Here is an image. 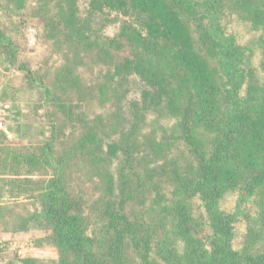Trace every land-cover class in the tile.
I'll return each mask as SVG.
<instances>
[{
	"label": "trees",
	"instance_id": "trees-1",
	"mask_svg": "<svg viewBox=\"0 0 264 264\" xmlns=\"http://www.w3.org/2000/svg\"><path fill=\"white\" fill-rule=\"evenodd\" d=\"M40 1L36 16L44 22L45 38L72 56L50 89L18 62L20 47L0 27L3 69L25 72L30 84L43 89L41 101L58 109L50 116L49 140L30 148L0 147V183L12 199L35 208L10 222L0 203L4 232L49 230L45 241L59 260L47 264H158L154 257L164 264H264V88L249 83L242 96L249 80L236 39L222 23L225 0H91L86 18L79 15L78 0ZM7 2L14 13L27 5ZM2 3L0 15L7 9ZM233 3L264 29V0ZM106 12L126 19L114 37L95 33L96 15ZM80 66H102L104 80L85 88ZM130 78L144 87L141 104L127 102ZM76 100L109 105L105 123L103 116L89 120L77 113ZM150 113L178 119L175 139L194 160L189 170L168 160L160 165L158 146L140 139ZM69 127L72 135L66 134ZM199 130L210 135L209 145ZM83 177L98 180L99 198L88 200L77 183ZM235 194L236 210H223ZM258 197L257 215H245V246L236 249L234 225L245 212L242 206ZM194 199L202 202L200 219L190 208ZM206 223L212 250L199 238ZM21 263L43 264L32 258Z\"/></svg>",
	"mask_w": 264,
	"mask_h": 264
},
{
	"label": "rangeland",
	"instance_id": "rangeland-1",
	"mask_svg": "<svg viewBox=\"0 0 264 264\" xmlns=\"http://www.w3.org/2000/svg\"><path fill=\"white\" fill-rule=\"evenodd\" d=\"M7 8L1 12L0 27L9 35L20 47L18 62L28 66L34 73L35 78L44 82L50 89H54L56 74L65 64L67 56L72 53L67 48L59 50L51 41L45 38L44 22L41 21L38 11L41 9L40 0H27L26 8L14 13V10L7 2L9 0H0ZM91 0H78L79 15L86 18L89 11ZM226 8L222 12V23L228 34L235 37L237 47L241 55V67L245 69L248 83L242 89V96L246 95L249 90V83L256 85V88H264V71L261 63L264 58V29L254 27L250 21L234 5L233 0H225ZM233 4V5H232ZM37 15V16H36ZM97 23L94 24L95 33L98 37H114L121 23L126 20L124 17L106 12L105 14L96 15ZM2 61H0V147L9 148H30L44 140H49L52 130L50 116L57 113L58 109L51 101L42 102L43 89L37 88L27 81V74L15 69L5 71ZM102 66H80L77 73L83 81L84 87L94 86L101 83L105 70ZM127 90V102H142L143 85L138 79L130 78L125 88ZM76 112L82 111L89 120H94L97 116H103L105 123L106 108L100 103L88 101L74 103ZM129 106V108H131ZM132 119V118H131ZM177 118L163 117L150 113L146 116V124L140 131V139L149 138L152 143L160 149L159 164L163 165L166 160L174 162L181 169L189 170L194 164L188 149L178 142ZM59 125L61 121L58 120ZM81 126L78 125L75 132L70 127L67 128L66 134H77ZM73 130V131H72ZM3 133V137L1 135ZM199 137L207 144L210 143V135L204 131H198ZM70 138V136H69ZM116 137L112 138L115 140ZM118 139V138H117ZM112 140L105 139L106 144ZM209 149V147H208ZM107 149L105 148V151ZM119 162L114 160L112 171L118 172ZM143 177V171L139 170ZM158 177L155 178L157 180ZM77 183L82 186L88 200H95L100 197V184L98 180L91 182L87 177H83ZM75 183V184H77ZM161 189L171 197V189L163 185ZM152 190V187H151ZM7 192L6 187L0 183V203L4 206L7 220L10 222L19 221L28 213L35 210L31 202L24 199H12ZM154 193L150 195V199ZM238 195L228 196L223 202V210L234 212L236 210ZM259 197L242 206L245 212L237 219L235 223L236 239L235 248L240 249L245 246L247 234V221L245 215L250 213L252 216L257 215ZM190 208L195 219L204 216L202 202L199 199L190 201ZM9 229L12 228L10 223ZM49 230L31 229L29 232L13 233L4 232L0 224V264H22L21 260L26 258L36 259L43 264L59 260L57 249L48 241L51 236ZM199 238L207 250H212L213 233L209 224L201 227ZM183 247H180L181 251ZM158 264H164L157 257H154Z\"/></svg>",
	"mask_w": 264,
	"mask_h": 264
}]
</instances>
